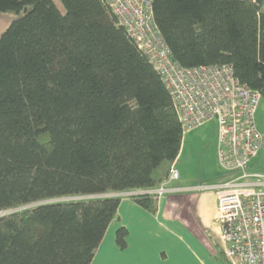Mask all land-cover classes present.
Segmentation results:
<instances>
[{
  "label": "trees",
  "instance_id": "trees-1",
  "mask_svg": "<svg viewBox=\"0 0 264 264\" xmlns=\"http://www.w3.org/2000/svg\"><path fill=\"white\" fill-rule=\"evenodd\" d=\"M60 1L0 0L25 9L0 35V264H91L121 202L104 194L158 186L183 143L167 83L109 0ZM153 9L175 61L230 64L264 99L257 1ZM131 197L157 212L155 193ZM128 234L117 229L120 249Z\"/></svg>",
  "mask_w": 264,
  "mask_h": 264
},
{
  "label": "built area",
  "instance_id": "built-area-1",
  "mask_svg": "<svg viewBox=\"0 0 264 264\" xmlns=\"http://www.w3.org/2000/svg\"><path fill=\"white\" fill-rule=\"evenodd\" d=\"M154 1L109 3L167 83L185 132L216 124L218 158L227 176L211 186L216 189L215 221L221 226L228 263L264 264V171L252 168L264 147V132L257 123L262 93L242 83L230 64L187 67L175 61L156 23ZM255 1L264 15V0ZM178 179L173 164L168 177L151 193L163 195Z\"/></svg>",
  "mask_w": 264,
  "mask_h": 264
},
{
  "label": "crops",
  "instance_id": "crops-1",
  "mask_svg": "<svg viewBox=\"0 0 264 264\" xmlns=\"http://www.w3.org/2000/svg\"><path fill=\"white\" fill-rule=\"evenodd\" d=\"M202 126L195 128L199 130L195 135L190 134V138L183 137L180 153L173 163L179 179L172 183L173 189L157 197L156 213L143 208L125 193L135 189L120 194L117 215L91 264H229L211 231L217 228L220 237L221 226L215 221L216 189L211 184L227 173L219 162L215 136L211 143L201 146V155L196 149L195 144L203 142ZM263 151L264 147L258 157L261 158ZM257 158L252 164L255 170L262 165ZM120 226L129 231V245L125 249L116 244Z\"/></svg>",
  "mask_w": 264,
  "mask_h": 264
},
{
  "label": "rangeland",
  "instance_id": "rangeland-1",
  "mask_svg": "<svg viewBox=\"0 0 264 264\" xmlns=\"http://www.w3.org/2000/svg\"><path fill=\"white\" fill-rule=\"evenodd\" d=\"M57 5L61 8L64 9V6L62 5L60 0H54ZM30 8V7H29ZM25 12V9H21L19 11H15V10H10V11H2L0 12V35L2 34V32L9 26V24L17 17H19L21 14H23ZM257 123L259 125V127L263 130L264 132V99L262 100V102L260 103L259 106V110L257 113ZM202 131L200 132V138L202 137L203 142H198L199 144H195L196 149L200 152V155L202 154V149L201 146L203 147V145L207 142L211 143L212 142V137L215 136L216 140H217V130H216V124L214 122H209L204 124L201 127ZM199 130V129H198ZM197 129H195L194 131H186L184 137H189V135L194 134L198 131ZM196 137V136H195ZM190 138V137H189ZM196 140V138L194 139V141ZM194 147V149H195ZM212 146L210 145L209 148H211ZM261 160V169L259 170H263L264 171V151L261 154V158L260 156L258 157ZM257 158V159H258ZM135 190H140V189H135ZM133 190V191H135ZM29 207L27 206H21V207H16V208H12L9 210L4 211L1 214H6L8 211L11 210H21L23 208H27ZM212 231V235H213V239L215 241V243H217L218 249H220L222 247V243L220 241V237H219V233H218V229L217 228H213L211 229Z\"/></svg>",
  "mask_w": 264,
  "mask_h": 264
},
{
  "label": "water",
  "instance_id": "water-1",
  "mask_svg": "<svg viewBox=\"0 0 264 264\" xmlns=\"http://www.w3.org/2000/svg\"><path fill=\"white\" fill-rule=\"evenodd\" d=\"M145 192H148V193L150 192L151 193V192H153V190H151V189L135 190V191L130 192L129 194L133 195V194H140V193H145ZM120 194H122V192H115V193H109V194H104V195L107 196V195H120ZM79 198H85V197L78 196V197H67V198H61V199L69 200V199H79ZM12 211H14V210H11V211H8V212H12Z\"/></svg>",
  "mask_w": 264,
  "mask_h": 264
}]
</instances>
